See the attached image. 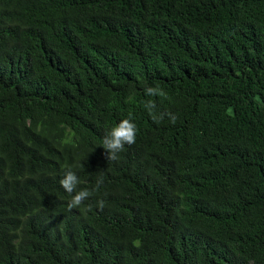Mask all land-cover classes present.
<instances>
[{
	"label": "trees",
	"instance_id": "obj_1",
	"mask_svg": "<svg viewBox=\"0 0 264 264\" xmlns=\"http://www.w3.org/2000/svg\"><path fill=\"white\" fill-rule=\"evenodd\" d=\"M0 264H264V0H0Z\"/></svg>",
	"mask_w": 264,
	"mask_h": 264
},
{
	"label": "clouds",
	"instance_id": "obj_2",
	"mask_svg": "<svg viewBox=\"0 0 264 264\" xmlns=\"http://www.w3.org/2000/svg\"><path fill=\"white\" fill-rule=\"evenodd\" d=\"M145 94L149 96H164L165 93L159 87H147L145 88ZM146 109H148L149 114L152 116V119L159 123L163 120L165 113H161L157 116L153 110L155 109V103L153 101H147L145 103ZM170 118L171 123H175L176 116L171 113H167ZM137 125L133 122L131 114L129 118L121 120L115 126H113L109 131L106 132L102 147L106 151L107 160H116L118 159V153L122 152L125 148V145H132L136 142L137 138ZM103 183V178H99L96 182V189L98 190L100 185ZM61 186L65 189L66 192L71 195V200L69 202V208L80 206L83 201L88 199L93 192L87 189L77 190L80 180L76 173L72 170H66L64 172L63 178L60 180ZM97 206L100 208L104 207V201L100 200L97 202Z\"/></svg>",
	"mask_w": 264,
	"mask_h": 264
}]
</instances>
